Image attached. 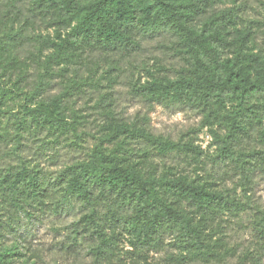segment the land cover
<instances>
[{
    "label": "rangeland",
    "instance_id": "obj_1",
    "mask_svg": "<svg viewBox=\"0 0 264 264\" xmlns=\"http://www.w3.org/2000/svg\"><path fill=\"white\" fill-rule=\"evenodd\" d=\"M211 6L216 12L237 14L230 38H236L237 31L246 32L249 46L254 36L255 48L264 49V0H214ZM53 32L52 20L34 0H0V172L24 161L44 173L47 186L39 204H16L0 188V264H188L169 233L163 235L161 250L142 253L130 245L128 235H119L114 255L95 262L92 240L76 226L84 206L64 194L59 175L67 166L87 162L95 148L113 150L124 137V125L149 133L158 144L178 145L161 153L154 142L140 138L132 143L127 163L146 176H197L214 189L249 196L236 216L211 224V243L223 238L217 242L223 243L217 247L219 256L192 264H264V222L255 223L264 216V171L256 169L254 183L245 191L238 185L233 160L238 150L261 146L258 133L264 119L243 123L245 132L235 135L238 142L230 146L235 154L228 156L219 146L231 141V108L150 101L135 88L179 68L178 56L167 44L168 34L147 37L129 56L91 53L88 59L61 67L45 61L50 52L45 36ZM42 82L49 85L43 94L62 96L68 116L64 127L44 125L24 109L35 104ZM185 143L203 151L193 153L182 147Z\"/></svg>",
    "mask_w": 264,
    "mask_h": 264
},
{
    "label": "trees",
    "instance_id": "obj_2",
    "mask_svg": "<svg viewBox=\"0 0 264 264\" xmlns=\"http://www.w3.org/2000/svg\"><path fill=\"white\" fill-rule=\"evenodd\" d=\"M213 1L34 0L54 26L44 40L50 49L45 61L51 66L66 67L90 58L91 53L129 56L147 37L168 34L167 44L176 52L179 68L173 75L152 77L135 88L150 101L231 108V141L224 140L219 147L233 157L230 146L238 142V132H245L243 123L264 119V49L255 48L254 36L249 46L246 32L236 30V38H230L229 29L238 16L231 10L213 11ZM41 85L35 104L24 109L44 125L64 127L68 116L62 96L43 94L49 85ZM121 132L124 137L113 150L95 148L87 162L67 166L58 178L64 194L84 206L76 226L92 240L95 262L114 255L119 235H128L130 245L142 253L161 250L165 233L185 252L188 264L218 257L217 247L223 243L217 242L223 238L212 244L210 226L214 220L236 216L249 199L246 192L217 190L197 176H146L127 163L125 155L132 143L140 138L154 142L161 153L178 145L158 144L152 135L130 125L122 126ZM258 139L260 147L240 149L233 157L238 185L245 191L253 185L256 169L264 171V128ZM182 147L203 151L193 143ZM0 173L1 190L16 204H39L47 195L44 173L36 166L22 161L2 167ZM263 222L261 216L255 223ZM168 257L175 259L173 253Z\"/></svg>",
    "mask_w": 264,
    "mask_h": 264
}]
</instances>
